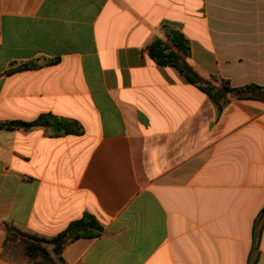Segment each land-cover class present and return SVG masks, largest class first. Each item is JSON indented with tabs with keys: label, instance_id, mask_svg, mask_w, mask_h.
Wrapping results in <instances>:
<instances>
[{
	"label": "crops",
	"instance_id": "1",
	"mask_svg": "<svg viewBox=\"0 0 264 264\" xmlns=\"http://www.w3.org/2000/svg\"><path fill=\"white\" fill-rule=\"evenodd\" d=\"M165 26L202 78L264 86V0H0V122L83 127L0 128V264H54L20 232L87 215L101 233L62 264H264V99L220 105L157 63Z\"/></svg>",
	"mask_w": 264,
	"mask_h": 264
},
{
	"label": "trees",
	"instance_id": "2",
	"mask_svg": "<svg viewBox=\"0 0 264 264\" xmlns=\"http://www.w3.org/2000/svg\"><path fill=\"white\" fill-rule=\"evenodd\" d=\"M163 30L168 41L163 38H157L149 46V53L157 63L163 66L176 67L191 83L197 84L202 91L211 96L220 105L230 100L228 93L240 98L264 99V86L248 84L242 87H233L229 80L226 79H221L219 84H215L199 76L186 59L190 54L189 39L178 29L165 26ZM37 66L38 64L35 62L24 63L8 70L7 73L31 69ZM35 127H43L53 136L62 134L80 135L83 133V127L77 120L62 119L51 113L42 114L30 122L21 120L0 122V128L9 130H28ZM20 233L27 242L26 253L30 258L39 254L46 261L62 264L64 260L61 254L69 243L81 237H95L101 233V227L93 216L87 215L71 222L66 229L52 237L25 232Z\"/></svg>",
	"mask_w": 264,
	"mask_h": 264
}]
</instances>
